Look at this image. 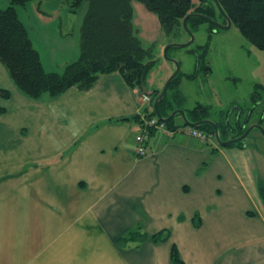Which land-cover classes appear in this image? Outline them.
<instances>
[{"label": "crops", "instance_id": "obj_1", "mask_svg": "<svg viewBox=\"0 0 264 264\" xmlns=\"http://www.w3.org/2000/svg\"><path fill=\"white\" fill-rule=\"evenodd\" d=\"M35 5L27 19L30 28L43 27L46 45L56 46L67 38L57 28L65 3ZM155 25L160 30L156 19ZM27 29L39 51L40 37ZM52 51L45 50L50 62L56 57ZM39 53L47 71L59 70L60 56L52 66ZM173 70V64H161L143 92L161 90ZM180 86L182 81L178 89L184 96ZM0 88L9 91L8 97L0 95L5 108L0 113V264H171L172 244L183 264H264L256 162L261 153L245 144L221 146L191 137L177 113L181 119L173 125L178 127L152 130L145 155L136 156L141 115L148 107L118 72L100 74L88 90L72 86L35 99L15 85L0 62ZM49 104L81 122L79 138H72L67 119L50 114ZM45 124L48 133L42 135ZM48 135L61 142L59 150ZM161 229L169 230L168 240H123L130 230L150 235Z\"/></svg>", "mask_w": 264, "mask_h": 264}, {"label": "trees", "instance_id": "obj_2", "mask_svg": "<svg viewBox=\"0 0 264 264\" xmlns=\"http://www.w3.org/2000/svg\"><path fill=\"white\" fill-rule=\"evenodd\" d=\"M34 0H8V5L0 7V62L7 70L15 85L27 96L39 98L47 93L54 97L72 86L88 90L96 82L98 76L104 73L118 72L131 87L143 92L145 80L155 60L151 47H145L133 26V1H138L144 7L156 14L165 36H176L183 30V18L193 12L214 17L219 11L214 0H59L69 3L70 11H75L83 2H88L87 10L80 25L79 55L77 59L66 62L61 71H47L42 64L39 51L34 47L25 23L17 12V6H25ZM42 1V0H37ZM223 11L238 28L239 32L256 48L264 50V0H217ZM204 20L190 16L186 25L193 31ZM212 28V25L209 24ZM196 53L197 69L188 78L195 77L197 71L209 70L205 63L208 41L200 45ZM180 72L170 82L166 93L159 102L158 108L163 116H168L173 110L180 109L184 96L178 89ZM161 90L151 91L152 99ZM0 95L9 96V91L0 88ZM255 95L252 96V98ZM5 108L0 106V113ZM186 117L196 122L209 118L208 108L197 104L185 112ZM154 111L149 116H153ZM174 118L164 124L175 130ZM221 139L229 134L236 137L244 130L243 121L236 119L230 130L223 121L215 122ZM194 128L204 130L213 135V127L201 124ZM152 131V130H151ZM151 133V132H150ZM222 134V135H221ZM227 146H242L238 141ZM258 192L264 204V183L258 179ZM194 223L199 221L193 217ZM169 230L161 229L153 234L130 230L124 241L153 242L166 241ZM171 264H183L179 250L175 244L170 247Z\"/></svg>", "mask_w": 264, "mask_h": 264}, {"label": "rangeland", "instance_id": "obj_3", "mask_svg": "<svg viewBox=\"0 0 264 264\" xmlns=\"http://www.w3.org/2000/svg\"><path fill=\"white\" fill-rule=\"evenodd\" d=\"M61 2L65 3L66 12L61 14L60 21H57V28L67 38L60 39L57 45L55 44L56 46L50 45V48L46 45L47 43L42 35L44 28L38 25L36 28H30L28 24L27 19L30 14V7L33 5L36 7L37 0L31 1L25 6H17L16 8L19 17L29 28L30 33L40 37L39 42L35 40V45L41 52L44 62L46 63L47 61V63H51L50 65L53 66L60 56L55 66L60 71L63 65L61 61H63L64 56L70 59L68 61H72V59H77L79 55L80 25L88 6V2L85 1L75 11H70L69 3L67 1ZM133 2H135L133 7V26L143 45L145 47H151V53L155 60L154 66L149 70L146 77V88L148 79L156 76L161 64L174 65L172 60H175L179 62L180 66L179 76L180 81H182V87L180 86V89L184 92V101L181 109L185 112L193 109L197 104H201L208 108V120H212L213 122L223 121L227 118L226 115L229 114L228 112L233 108L240 106L243 109H247L251 104V94L259 93V95L264 96V50L252 45L242 36L233 23L225 30H211L208 22H200L192 31L194 40L191 44L184 47H171L167 51V56H165V46L169 43H183L188 41V33L183 28L176 36H165L161 27L160 30L155 28V19L158 20L156 14L141 6L143 5L142 3L138 1ZM194 3L197 4L198 0H194ZM8 4V0H0L1 8L6 7ZM37 17L42 21L46 20L45 16L39 12ZM145 18H148L145 20L148 27L147 30L143 27L146 25L143 22ZM214 19L218 22L225 21L219 11L216 12ZM148 30H150L151 36L147 35ZM207 41L208 50L205 55V63L209 66L208 72L205 73V70L201 69L196 72L195 77L187 78L186 73L192 74L197 69L196 53L191 50L195 49L200 51L198 47ZM52 48L55 49V51H52L54 53L53 57H56L54 59L52 58L50 62L48 53L45 50ZM256 118V116L252 117L251 121H256ZM180 119L179 116H175L174 121H180ZM229 121L232 123V116ZM261 123V127L264 130V116ZM244 142L245 145L251 147L250 149L254 153L258 152L262 155H256V162L259 170V178L264 183V137L259 130L254 129L244 139ZM214 143L218 144L215 138Z\"/></svg>", "mask_w": 264, "mask_h": 264}, {"label": "water", "instance_id": "obj_4", "mask_svg": "<svg viewBox=\"0 0 264 264\" xmlns=\"http://www.w3.org/2000/svg\"><path fill=\"white\" fill-rule=\"evenodd\" d=\"M215 1V4L219 10V12L221 13V15L224 17L225 21H226V24H221L217 21H215L214 19H212L211 17L207 16V15H204L202 13H197V12H194V13H189L187 14L183 20H182V26L183 28L185 29V31L188 33L189 35V40L186 41V42H183V43H169L165 46L164 48V55L167 56V51L169 48L171 47H174V46H179V47H184V46H188L189 44H191L194 40V35H193V32L191 31V29L186 25V21L187 19L190 17V16H195L197 18H200L202 20H205L211 24H213L216 28L218 29H228L231 24H232V21L231 19L226 15V13L223 11V9L221 8V6L219 5L218 1L217 0H214ZM173 63H174V71L173 73L169 76V78L166 80L165 84L163 85L160 93L157 95V97L154 99L153 101V108H154V113L155 115L161 120V121H168L169 119L173 118L177 113L180 114L181 118L183 119V122L185 125L187 126H191V127H196V126H199L201 124H209L213 127V130H214V138L215 140L218 142L219 145L221 146H227L229 144H232V143H235V142H238L240 140H242L248 133L249 131L253 128V127H256L258 129H260L262 131V133L264 134V130L262 129L261 125L259 124H253V125H250L248 126V128L245 130V132L243 134H241L240 136L238 137H235V138H232V139H227V140H223L220 138L219 136V133H218V127L216 125L215 122H213L212 120H208V119H204V120H199V121H196V122H192L190 121L186 115H185V111L183 109H175L173 110L168 116L164 117L163 115H161L159 109H158V105H159V102L161 101V99L163 98V96L165 95L166 93V90H167V87L168 85L170 84V82L176 77V75L179 73L180 71V66H179V62L175 61V60H172Z\"/></svg>", "mask_w": 264, "mask_h": 264}, {"label": "built area", "instance_id": "obj_5", "mask_svg": "<svg viewBox=\"0 0 264 264\" xmlns=\"http://www.w3.org/2000/svg\"><path fill=\"white\" fill-rule=\"evenodd\" d=\"M141 102L146 103L148 110H145L141 115L140 126L141 130L136 136V156L142 157L146 153V143L151 130L166 129V125L156 116H149L152 111V99L149 93L143 92L140 95ZM150 110V112H149ZM186 133L191 137L198 138L203 141H209L213 138V135L207 133L204 130H200L194 127L186 128Z\"/></svg>", "mask_w": 264, "mask_h": 264}, {"label": "flooded vegetation", "instance_id": "obj_6", "mask_svg": "<svg viewBox=\"0 0 264 264\" xmlns=\"http://www.w3.org/2000/svg\"><path fill=\"white\" fill-rule=\"evenodd\" d=\"M211 18L214 19V17H211ZM219 23L226 24V21L219 22ZM208 24H211V23L208 22ZM211 25H212V28L209 27L211 30H215V29L218 30V28H216L213 24H211ZM221 30H223V29H221ZM256 87H259V86H256ZM254 95L255 96L252 98L253 95L251 94V97H250L251 104H250V106L247 109H243L242 107L239 106L237 108H233L230 112H228L229 114L226 115L227 118L223 120V122L226 124V128L228 130H230L231 127L234 126V122H235L236 119H239V120H242L243 121L242 126H244L243 127L244 130H243V132H241V134H243L245 132V130L248 128V126H250V125H253V124H259V125H261L262 124L261 122H262L263 116H264V96L259 95V93H257V94L254 93ZM228 116H229V118H228ZM231 116H232V123L229 121V119H230ZM254 116L257 117L256 118V121H251L252 120V117H254ZM254 129L259 130L260 133H261V135H263V137H264V134L262 133V131L260 129H258L256 127H253L249 131V133L242 140H240L242 142V144H245L244 139L246 137H248L251 134L252 130H254ZM228 133L229 134H225L224 135L227 139L235 138V137H231L230 136L231 135L230 132H228ZM241 134H239L238 136H240ZM238 136H236V137H238Z\"/></svg>", "mask_w": 264, "mask_h": 264}, {"label": "clouds", "instance_id": "obj_7", "mask_svg": "<svg viewBox=\"0 0 264 264\" xmlns=\"http://www.w3.org/2000/svg\"><path fill=\"white\" fill-rule=\"evenodd\" d=\"M48 109H49L50 114L54 118H56V119H67L68 120L67 130L70 132L72 138L73 139L79 138V136L81 135V133L83 131V127H82L81 122L77 118L68 117L66 112L59 109L58 105H55V104H49ZM57 109H59V111H57ZM40 131H41L42 135L48 133L47 124L41 125ZM47 138L52 143L53 148L59 150L62 147L61 142L58 141L55 138V136L48 135Z\"/></svg>", "mask_w": 264, "mask_h": 264}]
</instances>
